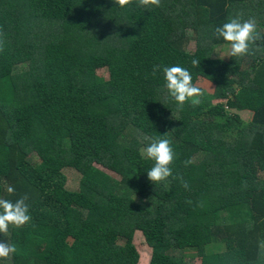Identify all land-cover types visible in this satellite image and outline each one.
Masks as SVG:
<instances>
[{
  "label": "trees",
  "instance_id": "1",
  "mask_svg": "<svg viewBox=\"0 0 264 264\" xmlns=\"http://www.w3.org/2000/svg\"><path fill=\"white\" fill-rule=\"evenodd\" d=\"M262 8L0 0V198L26 195L32 217L0 234L17 248L0 264H138L136 232L148 264H190L191 249L200 264H264V180L253 172L264 173V36L232 57L214 34L235 17L264 30ZM176 65L213 93L178 106L162 72ZM237 105L253 113L250 124L227 112ZM158 138L175 159L172 175L152 184L142 150ZM64 169L79 176L76 191L65 189Z\"/></svg>",
  "mask_w": 264,
  "mask_h": 264
},
{
  "label": "clouds",
  "instance_id": "2",
  "mask_svg": "<svg viewBox=\"0 0 264 264\" xmlns=\"http://www.w3.org/2000/svg\"><path fill=\"white\" fill-rule=\"evenodd\" d=\"M132 2L133 0H116L120 7L129 6ZM139 4L141 6L160 7L161 0H139ZM214 34L217 38H222L230 45L229 54L232 57H243L251 54L250 46L262 38L254 18L243 21L240 17L231 18L223 26L217 27L214 30ZM191 63L193 67L198 68L200 60L193 59ZM157 70L159 69H153V75H155ZM162 72L168 93L174 98L178 106L182 107L188 101L193 106L201 103L202 89L193 84L192 75L186 68L179 65L166 66L162 69ZM142 154L154 162L151 169L147 171V178L152 184L163 182L172 175L170 166L175 159V154L168 139H152L142 150ZM189 163L191 161H185L186 165ZM184 186L187 187L186 184ZM7 192L9 194L14 193V188L9 186ZM27 199L26 195L15 202L0 198V234L7 235L10 226L19 229L29 224L32 217L29 214ZM16 252L17 248L15 245L0 241V260H8Z\"/></svg>",
  "mask_w": 264,
  "mask_h": 264
},
{
  "label": "rangeland",
  "instance_id": "3",
  "mask_svg": "<svg viewBox=\"0 0 264 264\" xmlns=\"http://www.w3.org/2000/svg\"><path fill=\"white\" fill-rule=\"evenodd\" d=\"M264 9V8H262ZM257 29L258 31L260 32V35H263L264 33V30L263 28L261 27V25H257ZM264 36V35H263ZM217 54L219 55L220 58L222 59H227V50L224 49V48H217ZM14 68L16 70H19L20 67L19 66H14ZM103 75V74H102ZM98 76H101V73L99 72L98 73ZM198 87H200L203 91L209 93V94H212L213 91H214V87L212 84H209V82H207L206 80L202 79V78H199L196 82V84ZM212 85V86H211ZM237 108H239L240 110L239 111H234V110H228L227 112L231 115V116H234V114H236V117L239 118H242V119H248L247 116H245L244 114L248 113V112H242L243 110L237 105ZM227 109V108H225ZM250 119V117H249ZM218 121H221L220 119H217ZM240 121V120H239ZM222 122V121H221ZM230 134V133H229ZM228 134V136H229ZM202 155H198L196 157H194L193 159V162H197L201 159ZM31 162L33 163V166H37L38 165V162H37V159L36 158H33L32 156H29ZM106 172V171H105ZM253 172L257 174L258 178L260 180H263V176H262V173L257 169L256 166H253ZM64 177H65V189L67 191H76L77 190V186H78V181H79V176L72 170L70 169H64L62 171ZM107 175L115 180V181H119V178L110 173V172H106ZM134 200H136V202H138L137 198L136 197H133ZM121 244V242H120ZM123 244V243H122ZM133 244L135 246V249L139 255V263L138 264H148V261H149V258L151 256V251L150 249L147 247V245L144 243V239L142 237V235L138 232L135 233L134 235V239H133ZM36 252L37 254H40L42 253V249L41 248H38L36 249ZM183 259L184 261H186L187 263H190V264H200V259L196 257V254H195V251L194 250H187L185 252H183Z\"/></svg>",
  "mask_w": 264,
  "mask_h": 264
},
{
  "label": "crops",
  "instance_id": "4",
  "mask_svg": "<svg viewBox=\"0 0 264 264\" xmlns=\"http://www.w3.org/2000/svg\"><path fill=\"white\" fill-rule=\"evenodd\" d=\"M263 35H264V33H263ZM210 84V83H209ZM212 86V85H211ZM243 111L242 112H248V113H246V114H244L245 116H247L248 117V119H242V118H240V116H239V120L242 122V123H244V124H250L251 122H252V120H253V113H251V112H249V111H247V110H245V109H242ZM234 111H236V110H234ZM237 111H239V110H237ZM234 116H236V114H234ZM249 117H250V119H249ZM254 166H256V165H254ZM257 167V166H256ZM258 169V168H257ZM259 170V169H258ZM262 173V172H261ZM255 175L257 176V174L255 173ZM262 176H263V180H264V173H262ZM257 178H258V176H257ZM259 179V178H258Z\"/></svg>",
  "mask_w": 264,
  "mask_h": 264
}]
</instances>
